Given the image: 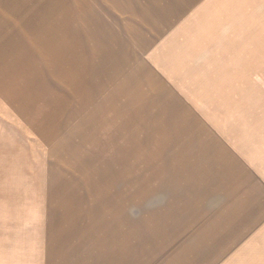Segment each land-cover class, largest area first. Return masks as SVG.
Here are the masks:
<instances>
[{"label":"rangeland","instance_id":"374dc122","mask_svg":"<svg viewBox=\"0 0 264 264\" xmlns=\"http://www.w3.org/2000/svg\"><path fill=\"white\" fill-rule=\"evenodd\" d=\"M0 264H264V0H0Z\"/></svg>","mask_w":264,"mask_h":264},{"label":"crops","instance_id":"0c3cea01","mask_svg":"<svg viewBox=\"0 0 264 264\" xmlns=\"http://www.w3.org/2000/svg\"><path fill=\"white\" fill-rule=\"evenodd\" d=\"M179 91H181V92H183L184 93V91H182V90H179ZM175 93H176V91H175ZM224 169V168H223ZM230 181V180H229Z\"/></svg>","mask_w":264,"mask_h":264}]
</instances>
